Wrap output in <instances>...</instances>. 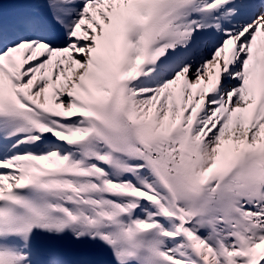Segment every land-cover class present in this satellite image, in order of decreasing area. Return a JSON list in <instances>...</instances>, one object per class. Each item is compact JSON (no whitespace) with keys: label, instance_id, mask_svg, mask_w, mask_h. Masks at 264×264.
Listing matches in <instances>:
<instances>
[{"label":"snow or ice","instance_id":"obj_1","mask_svg":"<svg viewBox=\"0 0 264 264\" xmlns=\"http://www.w3.org/2000/svg\"><path fill=\"white\" fill-rule=\"evenodd\" d=\"M0 264H264V0H0Z\"/></svg>","mask_w":264,"mask_h":264}]
</instances>
